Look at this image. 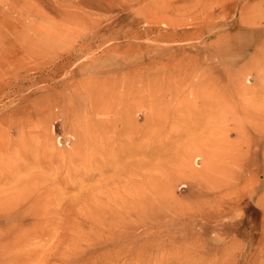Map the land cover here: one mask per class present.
Returning <instances> with one entry per match:
<instances>
[{
	"label": "rangeland",
	"instance_id": "1",
	"mask_svg": "<svg viewBox=\"0 0 264 264\" xmlns=\"http://www.w3.org/2000/svg\"><path fill=\"white\" fill-rule=\"evenodd\" d=\"M0 264H264V0H0Z\"/></svg>",
	"mask_w": 264,
	"mask_h": 264
},
{
	"label": "bare ground",
	"instance_id": "2",
	"mask_svg": "<svg viewBox=\"0 0 264 264\" xmlns=\"http://www.w3.org/2000/svg\"><path fill=\"white\" fill-rule=\"evenodd\" d=\"M222 194V193H221ZM226 195V194H225ZM263 216V215H262ZM145 217V216H144ZM174 222V221H173Z\"/></svg>",
	"mask_w": 264,
	"mask_h": 264
}]
</instances>
